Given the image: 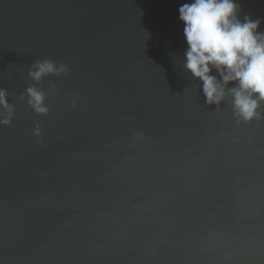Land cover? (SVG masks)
Returning <instances> with one entry per match:
<instances>
[{
	"label": "water",
	"instance_id": "water-1",
	"mask_svg": "<svg viewBox=\"0 0 264 264\" xmlns=\"http://www.w3.org/2000/svg\"><path fill=\"white\" fill-rule=\"evenodd\" d=\"M186 2L0 0V264H264V101L207 102Z\"/></svg>",
	"mask_w": 264,
	"mask_h": 264
},
{
	"label": "clouds",
	"instance_id": "clouds-1",
	"mask_svg": "<svg viewBox=\"0 0 264 264\" xmlns=\"http://www.w3.org/2000/svg\"><path fill=\"white\" fill-rule=\"evenodd\" d=\"M239 7L236 0H192L178 11L187 43L185 68L203 82L209 104H219L230 94L237 115L247 121L259 115L257 108L264 101V32L258 31L259 18L246 15L241 21ZM34 68L29 75L35 80L66 70L50 60L37 62ZM213 69L219 78L211 74ZM229 82L236 85L227 88ZM27 91L34 110L46 113L44 93L35 87ZM0 105L10 107L4 89ZM8 117L0 123H10L11 112Z\"/></svg>",
	"mask_w": 264,
	"mask_h": 264
}]
</instances>
